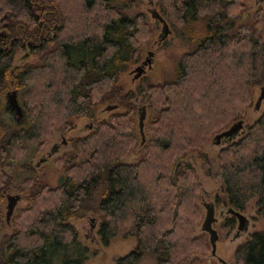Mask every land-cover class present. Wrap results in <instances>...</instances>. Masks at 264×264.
Segmentation results:
<instances>
[{
    "label": "trees",
    "instance_id": "trees-1",
    "mask_svg": "<svg viewBox=\"0 0 264 264\" xmlns=\"http://www.w3.org/2000/svg\"><path fill=\"white\" fill-rule=\"evenodd\" d=\"M141 2L0 0V228L12 226L0 241V264H83L96 251L70 220L93 213L104 245L119 235L137 239L116 264H135L145 253L153 264L207 261L208 233L195 227L203 217L202 182L186 157L197 153L212 175L202 148L245 120L254 87L264 85L262 7L250 13L244 0H157L172 25L200 18L204 30L181 54L172 78L144 77L125 89L122 74L140 61L157 29L147 13L130 12ZM20 49H29L21 58L37 57L16 65ZM10 84L25 92L29 122L19 128L2 119L1 96ZM136 96L148 107L140 147ZM106 103L118 107L99 120L97 108ZM80 117L97 125L73 136L70 148L53 159L64 170L60 182L51 185L43 172L32 171L16 185L9 160L30 146L42 151L56 125L71 131ZM131 152L138 158L125 160ZM217 161L222 201L241 210L257 197L264 215V110L220 148ZM14 187L26 204L8 223L3 204ZM235 225V216L224 218L219 236L226 238ZM234 256L235 264H264V230L240 243Z\"/></svg>",
    "mask_w": 264,
    "mask_h": 264
},
{
    "label": "rangeland",
    "instance_id": "rangeland-1",
    "mask_svg": "<svg viewBox=\"0 0 264 264\" xmlns=\"http://www.w3.org/2000/svg\"><path fill=\"white\" fill-rule=\"evenodd\" d=\"M157 0H142V2L135 8H132L130 12H145L147 13L149 19L153 21L157 25V29L155 34L151 38L150 44L143 49L142 57L139 62L133 64L128 71L122 74L121 82L124 84L125 89L134 88L136 84L141 80V78L148 77L150 80L154 82H158L165 78H172L174 74L177 72L179 58L182 53L186 52L193 48L197 42L198 38L202 34L204 30V21L203 19L189 20L185 24L181 26H174L171 24L172 32L163 39L160 43H158V33L161 29V23L152 18L148 8L151 6H157ZM248 12L253 13L254 10L261 6L264 16V0H259L256 3V0H244ZM159 8V7H158ZM262 34L264 37V21L262 26ZM153 50L154 54L151 55L152 61L150 66H147L146 73L140 78H133L134 72H131V69L135 67L137 64L141 62V60L145 59L148 56V51ZM29 49H20L15 58V64L20 65L24 61H31L35 59L37 56L35 53H30L28 56L21 58L24 54L28 53ZM11 85V84H10ZM15 88L12 85L9 89ZM8 89V90H9ZM7 92V91H6ZM5 92V94H6ZM24 90L19 89V98L20 101L24 102ZM260 93L259 86L254 87V101L253 105L248 109L247 115L245 117V125L247 123L253 122L264 110V100L261 103L259 108L254 106L256 98ZM5 94L1 96L2 100V119L6 125H9L14 128H19L24 126V122H19L17 120V114L10 113L5 108ZM133 100L137 103V111L135 114V121L138 123V108L142 104L140 96L134 97ZM24 104V103H23ZM102 104L97 108V118L100 120L103 117H108L109 112L104 110V107L107 105ZM116 109V108H115ZM121 110V108H117ZM76 127L71 131H65L61 126L56 125L53 129V134L51 138H49L48 142L44 145L42 151H36L35 146H30L27 153L18 158L9 160L10 168L12 170L14 176L15 184H19L29 173L32 171H41L43 172L44 179L48 181L51 185H57L60 182L62 175L64 174L63 168H57L53 162V159L58 155L62 154L64 151L70 148V144L62 145L58 152L54 153L50 158L46 161L42 162L40 166L35 169H32L28 166V164L35 165L36 161L47 153L51 149V146L55 142H60L61 133L70 140L73 136L84 135L89 132L90 127L88 126L90 123H93V127L96 126L97 120H90L87 117H80L75 120ZM138 125L136 124L135 131L138 132ZM240 135H237L233 140L238 139ZM214 136V135H213ZM229 142L223 143H215L213 137L206 143V145L202 148V150L208 155L211 168L212 175H209L204 167V162L201 158L197 157V153H192L186 157L187 160L191 161L199 174L200 181L202 182L203 192L201 193L199 203L201 204L202 199H206L209 201H215L216 204V216H218V221L214 223V226L218 229V225L223 221L224 218L231 216L230 213L226 212L227 204H225L222 199L226 197L224 192L223 181L221 175L218 172V161L217 154L220 148L226 145ZM138 158V154L135 152H131L125 160L127 161H135ZM25 162L26 165H20L19 162ZM10 192H18L17 188L14 187ZM22 194V193H21ZM220 198V201L217 199ZM6 199L3 204V208L6 215ZM26 204L25 197L22 194V199L19 201L17 208L22 207ZM202 205V204H201ZM203 208V217L205 214V208ZM258 199L257 197H253L247 204L244 209H241L248 217H249V227L247 231L241 232L239 235L234 236L237 227L231 230L229 235L226 238H219L217 241V254L211 255V247L202 256L207 258V261L204 264H211L215 262V264H225L222 261H219L218 257H222L226 264H235V256L234 251L235 248L242 242L246 241L250 238L251 234L254 231H263L264 230V215L259 213L258 211ZM16 209L14 213L16 212ZM221 211H224V215H221ZM92 217H96L94 220ZM201 221L195 226L196 233L202 232L201 229ZM71 223L78 230L79 239L87 245L91 250L96 251L95 254H91L87 260L83 264H116L115 260L118 256L124 255L130 252L135 248L137 244V239L134 236H115L113 237L108 245H104L101 241V237L98 233V227L100 224V219L93 213L88 214L84 218H71ZM92 224H95V228L91 230ZM12 230L11 225H6L3 228H0V241L2 236L6 232H10ZM209 238V237H208ZM135 264H153V256L150 253H145L141 259H139Z\"/></svg>",
    "mask_w": 264,
    "mask_h": 264
},
{
    "label": "water",
    "instance_id": "water-1",
    "mask_svg": "<svg viewBox=\"0 0 264 264\" xmlns=\"http://www.w3.org/2000/svg\"><path fill=\"white\" fill-rule=\"evenodd\" d=\"M148 11L151 14V17L158 20L162 25L161 29L158 33V43H160L166 36L171 32V28L169 25L168 19L163 15L160 9L157 6H151L148 8ZM154 54L153 50L148 51V56L143 59L139 64L131 69L130 72H134L133 78H139L144 70L145 64L151 60V55ZM260 93L256 98L254 106L259 108L262 101L264 100V85L259 86ZM5 108L13 114H17V120L20 122L24 120V118L28 117V111L26 106L20 101L19 98V90L17 88H12L7 90L5 94ZM118 107L117 103H108L107 108L114 109ZM138 126L141 134V142L145 140V130H144V122L146 117V104H141L138 108ZM23 122V121H22ZM245 120L243 118L237 119L232 122L228 127L222 129L217 132L213 136V140L215 143H221V139L223 142H231L237 135L243 134L245 132L244 126ZM47 159V156L42 155L38 161H36L35 166H39L43 161ZM22 199V194L18 192H9L6 196V220L10 223L11 217L14 214V211ZM202 205L205 208V214L203 220L201 222V229L203 231L208 232L209 241L211 243V254H217V241L219 240V232L218 229L214 226V223L218 221V216H216V204L214 201H208L203 198ZM227 213L234 215L237 218V231L234 236L239 235L243 231H247L249 227V217L240 209L235 208L234 206L228 205L226 209ZM223 213V212H222ZM222 215V214H221ZM94 220L96 217H92ZM94 224H92L93 226ZM219 261H222L226 264V261L222 257H218ZM180 264H185V262H181Z\"/></svg>",
    "mask_w": 264,
    "mask_h": 264
},
{
    "label": "flooded vegetation",
    "instance_id": "flooded-vegetation-1",
    "mask_svg": "<svg viewBox=\"0 0 264 264\" xmlns=\"http://www.w3.org/2000/svg\"><path fill=\"white\" fill-rule=\"evenodd\" d=\"M258 1L259 0H256V3H258ZM169 21V20H168ZM169 25H170V28H171V32H172V27H171V23H170V21H169ZM176 27V26H175ZM170 32V33H171ZM169 33V34H170ZM168 34V35H169ZM167 35V36H168ZM166 36V37H167ZM165 39V38H164ZM151 58V60L150 61H148V63L147 64H145V70H144V72H143V74L142 75H144L145 73H146V68H147V66H150V63H151V61H152V57H150ZM142 61V60H141ZM131 73V72H130ZM141 75V76H142ZM136 97H138V96H136ZM142 104H146V117H145V122H144V130H145V125H146V119H147V113H148V107H147V103H143L142 102ZM108 105V104H107ZM107 105L104 107V110H109L108 108H107ZM261 106V105H260ZM88 118V117H87ZM90 119V118H89ZM90 120H93V119H90ZM24 123H26V122H29V117H25L24 118V120H22ZM22 121H20V122H22ZM138 122V121H137ZM97 125V124H96ZM137 125H138V123H137ZM89 127H90V130H92L94 127H93V123H90L89 125H88ZM244 126H245V123H244ZM138 128H139V126H138ZM89 130V131H90ZM138 132H139V134H140V131H139V129H138ZM142 138H141V134H140V141H139V147L146 141V133H145V140L143 141V142H141L142 140H141ZM221 143H223V141H222V139H221ZM66 144H70V140H68L62 133H61V140H60V142H55V143H53L52 144V146H51V149L49 150V151H47V153H45L44 155L45 156H47V159L48 158H50L54 153H56V152H58L59 151V149H60V147L62 146V145H66ZM135 153H137V152H135ZM138 154V153H137ZM46 159V160H47ZM45 160V161H46ZM44 162V161H43ZM19 164L20 165H26V163L25 162H23V161H21V162H19ZM28 166L30 167V168H32L31 166V164H28ZM40 166V165H39ZM38 166H35L34 168H32V169H35V168H37ZM203 200V199H202ZM206 200V199H205ZM209 201V200H208ZM215 202V201H214ZM201 204H202V201H201ZM215 204H217L216 202H215ZM228 206V205H227ZM223 212V213H222ZM221 214L222 215H224L225 213H224V211H221ZM232 215V214H231ZM234 216V215H233ZM237 224H238V221H237V218H236V227H237ZM95 228V224L93 225V226H91V230H93ZM203 231V230H202ZM244 232V231H243ZM208 233V232H207ZM220 238V237H219ZM212 255V254H211Z\"/></svg>",
    "mask_w": 264,
    "mask_h": 264
}]
</instances>
